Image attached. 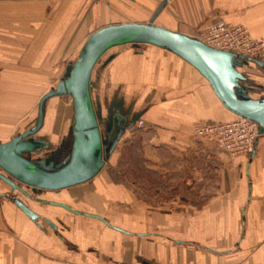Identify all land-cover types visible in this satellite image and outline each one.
<instances>
[{
	"label": "crops",
	"instance_id": "1",
	"mask_svg": "<svg viewBox=\"0 0 264 264\" xmlns=\"http://www.w3.org/2000/svg\"><path fill=\"white\" fill-rule=\"evenodd\" d=\"M160 5L155 23L186 35L223 21L264 36V0H0V142L38 124L43 95L65 79L89 35L110 23L148 22ZM240 71L248 75L242 93L263 97L264 66L248 61ZM92 80L109 142L120 132L119 144L134 138L144 117L151 148L198 159L208 142L195 136V123L238 116L192 63L151 42L110 47ZM74 103L62 94L45 104V125L33 137L46 144L32 156L56 157L48 167L72 153ZM256 141L248 155L210 152L215 190L202 205H150L107 172L57 191L26 186L32 196L0 179V264H264V130ZM197 166L178 170L203 179ZM19 198L41 217L27 215Z\"/></svg>",
	"mask_w": 264,
	"mask_h": 264
},
{
	"label": "water",
	"instance_id": "2",
	"mask_svg": "<svg viewBox=\"0 0 264 264\" xmlns=\"http://www.w3.org/2000/svg\"><path fill=\"white\" fill-rule=\"evenodd\" d=\"M162 5L157 14L148 22L134 21L120 24L110 23L89 35L81 48L80 57L73 62L70 74L61 79L55 89L43 95L39 104L38 124L29 131L17 134L9 141L0 142V179L12 185L11 190H21L32 196L22 184L33 186L36 190L68 188L74 184H82L95 178L106 164V158L117 148L123 137L120 132L116 139L108 141L102 131L99 111L94 105L92 94L95 65L110 47L122 43H154L177 52L188 63H192L202 76L208 78L211 87L216 92L221 102L230 112L242 117H250L258 122L260 133L264 130V96L260 99L247 97L242 93L248 75L240 71L248 63L249 57L239 55L235 51L222 48H213L202 42L195 35H186L179 30L159 26L155 23ZM257 65L264 66V60H254ZM72 95L76 113L74 116L72 153L64 164L60 162L55 167H48L45 163L53 161L56 157H33L32 152H37L44 147L45 141L34 138L45 125V104L56 95ZM65 160V159H64ZM63 160V161H64ZM22 206L31 218L41 217L40 213L26 205L23 199L15 200ZM55 206H64L71 209L65 202L49 201ZM85 215H93L90 212ZM46 221L53 223L51 218Z\"/></svg>",
	"mask_w": 264,
	"mask_h": 264
},
{
	"label": "rangeland",
	"instance_id": "3",
	"mask_svg": "<svg viewBox=\"0 0 264 264\" xmlns=\"http://www.w3.org/2000/svg\"><path fill=\"white\" fill-rule=\"evenodd\" d=\"M209 27L212 26L202 28V30ZM249 61L254 62V60L251 59H249ZM198 121L200 122V120ZM148 127L145 128L138 125V128L134 129V138L132 137L126 140L124 144L118 143L115 151L106 158V164L99 173L107 172L111 179L115 181H117L118 178V180H123L121 184L132 188L137 198L149 202L150 205L151 203L154 205L169 204L173 200L179 202L188 200L193 203H200L207 200L209 195L215 190L212 187L214 184H211V178L213 176L209 171L210 166H212L210 152L223 149H220L209 141H207V144L201 142V149L199 151L202 153H199L200 159L194 158L191 160L188 157L179 158L169 147L151 148L149 141L151 140L152 133ZM195 136L198 138L196 134ZM43 152L44 151L39 153L37 151L39 156L43 154ZM68 158L69 157L65 158L62 164H64ZM181 165L183 168L184 166L186 168L192 165H198V170L201 171L203 179H201V175L200 177H196V175H194V170L183 168L178 170ZM170 166L174 167L176 170H165V168ZM99 173L97 176H99ZM22 185L26 191L30 193L28 187L26 188V184ZM17 191L19 192V189L14 192ZM110 202L114 204L116 200Z\"/></svg>",
	"mask_w": 264,
	"mask_h": 264
},
{
	"label": "built area",
	"instance_id": "4",
	"mask_svg": "<svg viewBox=\"0 0 264 264\" xmlns=\"http://www.w3.org/2000/svg\"><path fill=\"white\" fill-rule=\"evenodd\" d=\"M198 39L213 48L235 51L251 60H264V36H255L246 25L220 22L197 32ZM259 123L250 117L238 115L231 121H197L193 126L195 134L203 141L214 143L227 151L229 156L248 155L256 148V138L260 135ZM138 125L147 128L149 123L140 118Z\"/></svg>",
	"mask_w": 264,
	"mask_h": 264
},
{
	"label": "trees",
	"instance_id": "5",
	"mask_svg": "<svg viewBox=\"0 0 264 264\" xmlns=\"http://www.w3.org/2000/svg\"><path fill=\"white\" fill-rule=\"evenodd\" d=\"M71 67H72V64H71V65H70V67H69L70 69H69V71H68V74H67V76H68V75L70 74V72H71V69H72ZM67 76H65V78H66ZM117 178H118V175H117ZM118 179H119V178H118ZM118 179H117V181H119V182H120V181H121V179H120V180H118ZM122 181H123V180H122ZM122 181H121V183H122ZM205 201H206V200H205ZM205 201H203V202H200V204L202 205L203 203H205Z\"/></svg>",
	"mask_w": 264,
	"mask_h": 264
},
{
	"label": "flooded vegetation",
	"instance_id": "6",
	"mask_svg": "<svg viewBox=\"0 0 264 264\" xmlns=\"http://www.w3.org/2000/svg\"><path fill=\"white\" fill-rule=\"evenodd\" d=\"M0 171H3V172H5L2 168H0Z\"/></svg>",
	"mask_w": 264,
	"mask_h": 264
}]
</instances>
